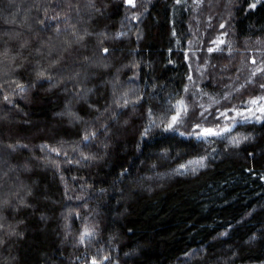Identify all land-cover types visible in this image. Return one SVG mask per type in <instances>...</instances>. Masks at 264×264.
Masks as SVG:
<instances>
[{"label":"trees","instance_id":"1","mask_svg":"<svg viewBox=\"0 0 264 264\" xmlns=\"http://www.w3.org/2000/svg\"><path fill=\"white\" fill-rule=\"evenodd\" d=\"M252 4L207 7L200 31L221 19L232 42L263 40L264 0ZM191 11L190 0H0L12 100L0 96V264H264V121L205 142L191 131L213 118L190 111L177 134L164 130L185 97ZM233 62L216 59L209 93Z\"/></svg>","mask_w":264,"mask_h":264},{"label":"rangeland","instance_id":"2","mask_svg":"<svg viewBox=\"0 0 264 264\" xmlns=\"http://www.w3.org/2000/svg\"><path fill=\"white\" fill-rule=\"evenodd\" d=\"M234 1L235 0H190L192 11L188 26L189 39L186 57L188 72L184 89V96L186 99L183 97L182 100L189 101L186 104L188 108L187 113L190 111H193L191 113L197 112L196 116L200 121L206 120L200 116V113L207 108L208 112H205L207 120L209 119L208 117L213 118L211 122L212 126L210 127L222 132L225 126L231 127L232 131L235 126L242 124L238 122L241 118L237 117L236 121L223 117L215 119V115H219L220 111H227L228 109L246 111L247 107H251L248 101L264 94V89L259 87L260 83H264V72H259L256 76L252 75L253 71L257 68H264V39L244 45L232 42L228 34L227 21H222L221 19L219 25H212L204 32L200 31L202 29V15L207 10V7L215 8V6L219 5L218 8L220 9L221 5L228 7V5L233 4ZM252 1L253 3H258L261 0ZM128 5L129 9L137 7V0H134V6L129 3ZM222 10L223 8L219 12L222 13ZM227 14L228 12H226L225 15ZM227 16L229 17V15ZM210 21L213 23V20ZM221 25H224V27L221 28ZM218 40H222L223 43L219 45L213 43V41ZM210 48L218 50L209 52ZM218 57L230 58L233 65L235 64V62H233L235 58L238 60V63L234 67L235 71L230 67L229 70L232 73L218 80V85L216 83V86L219 87L222 85V92L213 95L206 89L213 88L208 78L210 77V73L215 69L213 63ZM253 61H255V63H253ZM189 77H191V79H189ZM249 81H251V83H249ZM225 97H227V99H225ZM201 105L204 107L202 108ZM209 112L214 115H209ZM233 115V112H228L229 117ZM257 115H260V113H257ZM262 121H264V116H261L259 121L253 119L251 122L244 123H260ZM233 124H235L234 127L232 126ZM197 131H199V129H197ZM167 132L172 134L176 133L173 130ZM191 132L193 133V131ZM227 133L228 132H223L220 136H212L210 138H220Z\"/></svg>","mask_w":264,"mask_h":264},{"label":"snow or ice","instance_id":"3","mask_svg":"<svg viewBox=\"0 0 264 264\" xmlns=\"http://www.w3.org/2000/svg\"><path fill=\"white\" fill-rule=\"evenodd\" d=\"M127 2L130 5L134 6V0H127ZM253 8H255L256 3L254 2L251 5ZM59 18V13H57V16L53 17V19H58ZM221 28L224 27V25L220 26ZM57 31H59V28L57 27ZM79 40L83 39V36L78 37ZM213 43L219 45L222 44L223 41L222 40H218V41H213ZM214 50H218V49H209V52H212ZM103 51L105 53H107L108 49L105 48L103 49ZM8 52L7 50L0 52V57H7ZM15 57H13L14 59ZM4 60L0 59V64H3ZM253 63H255V61H253ZM259 72H264V68H257L255 71H253L252 75L256 76ZM38 76L40 77H45V71H40L38 72ZM48 78H51L50 76ZM189 79H191V77H189ZM5 83H7V81H5ZM13 83H16L15 81H13ZM249 83H251V81H249ZM16 87L18 88V93L17 94H23L26 91V88L23 84H16ZM259 87L264 89V83H260ZM6 93V89L4 88V84H0V96H2V99L4 101H6L7 103L11 104L12 100L9 98V95L5 94ZM225 99H227V97H225ZM116 104L120 105V106H127L128 103H130V101H128L126 98L121 97L120 100L115 101ZM248 104L251 105V107H247L246 111H239L237 109H228L227 111H220L219 115H215L214 118L215 119H220L221 117L225 118V119H231L233 121H236L237 117H240V123H244V122H251L253 119L259 121L261 119V116H264V94H262L261 96L251 99L250 101H248ZM201 107L203 108L204 106L201 105ZM172 108L175 110L174 114L170 115V118L167 119L166 121H164V130L165 131H169V130H176V126L182 122V118L183 116L187 115V105L184 103L183 100H179L175 105H172ZM231 111L234 113V115L232 117L228 116V112ZM205 112H208V109L205 108L204 111H202L200 113V116L203 117L204 119H207V116H205ZM257 113H260V115H257ZM209 115H214L212 113L209 112ZM153 125H156V121H152ZM159 126V125H156ZM233 127L235 126V124L232 125ZM197 129H199V131H197ZM150 131V127L145 129V134H147V132ZM223 132H231V127H227L225 126L223 128ZM222 131H219L217 129L208 127H202L200 124H197L195 126V128L193 129V135L195 136L196 139L198 140H203L205 142L208 141V139L212 136H220L223 134ZM181 136L184 135L183 132L180 133ZM95 137V132H86L85 136H84V140L85 141H89L90 139ZM245 139H247V137H245ZM233 141L234 143L238 144L240 141L238 138L233 137ZM10 148H12L13 151H15L17 148L20 147H27V145H21V144H17V145H9ZM43 148L48 149L49 151H55L57 155L60 154L59 150L54 149V148H48L47 145L42 146ZM90 157L85 156L84 159H89ZM206 158H200L199 160H190L188 161L187 164H182L180 165V167L178 169H176V174L177 175H183L185 170H191L193 172L196 171V167H203L204 166V160ZM195 166V167H194ZM3 203H7V201H4ZM3 226L0 225V228H2ZM93 235V233L88 230L85 229L83 231V233L80 235V242L83 244L86 240V238H89ZM2 242V241H0ZM105 259H107V257H105ZM91 264H98V262L93 259L91 261ZM100 264H102V262H100Z\"/></svg>","mask_w":264,"mask_h":264}]
</instances>
